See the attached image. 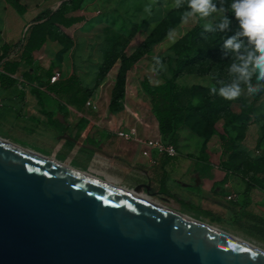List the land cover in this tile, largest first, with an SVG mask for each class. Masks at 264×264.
Listing matches in <instances>:
<instances>
[{
    "label": "crops",
    "instance_id": "obj_1",
    "mask_svg": "<svg viewBox=\"0 0 264 264\" xmlns=\"http://www.w3.org/2000/svg\"><path fill=\"white\" fill-rule=\"evenodd\" d=\"M17 1L15 7L0 0L1 139L24 141L31 150L118 187L148 185L160 204L237 237L264 230V186L240 169L225 168L222 152L173 143L175 157L154 150L142 155L145 139L162 137L143 80L138 88L135 81L128 82L127 72L122 109L117 112L108 109L111 88L100 101L103 83L85 97V88L95 86L97 73V67L87 70L86 53L80 52L79 30L90 14L87 5L68 6L64 17L74 23L53 24L43 44L26 51L30 28L44 20L38 16L55 11L64 0ZM130 127H135V140L116 136L119 129Z\"/></svg>",
    "mask_w": 264,
    "mask_h": 264
},
{
    "label": "water",
    "instance_id": "obj_2",
    "mask_svg": "<svg viewBox=\"0 0 264 264\" xmlns=\"http://www.w3.org/2000/svg\"><path fill=\"white\" fill-rule=\"evenodd\" d=\"M0 138V264H264L189 216Z\"/></svg>",
    "mask_w": 264,
    "mask_h": 264
},
{
    "label": "rangeland",
    "instance_id": "obj_3",
    "mask_svg": "<svg viewBox=\"0 0 264 264\" xmlns=\"http://www.w3.org/2000/svg\"><path fill=\"white\" fill-rule=\"evenodd\" d=\"M184 1L187 2V0H181V2ZM83 3L90 11L87 23L79 30L82 36L80 52L86 53L89 62L87 70L89 69L90 72L91 69L98 68L105 53L116 55L121 51L126 54L140 51L141 57L133 64L129 70L130 73L128 72L130 74L128 82L135 81L138 88H141V80L156 85L171 76L178 47L186 45V35L194 27L204 28L205 23L213 24L226 15L230 21L228 27L238 26V21L230 10L222 14L213 13L207 20H200L198 16H189L187 22H184L182 16L188 9H176L174 0H84ZM213 3L218 8L221 6V0H213ZM230 3L231 0H224L223 6L228 8ZM146 5H151L150 15L145 11ZM150 34L155 41L149 45L148 50H145L141 44ZM202 45L206 50L214 48L212 51L218 52V55L211 53V58L214 60L211 69L206 70L209 68L206 66V61L203 66L185 68L183 74L176 79L177 84L180 86L207 85L212 81L216 84H221L222 81L228 82L227 84L232 83L238 76L229 72L231 63L235 62L233 61L234 53L231 50H228V53L222 51V46H219L221 48L219 49L212 44ZM154 57L159 58V65ZM208 62L211 63L210 60ZM117 67L118 61L102 80L100 101L105 98L106 91L112 88ZM260 82L264 83V81H257L256 75L253 74L251 84L254 87L260 86ZM241 87L244 89V94L234 100L230 106L235 114L240 115V120L225 126L222 118L206 123L191 113L185 122L179 125L176 143L178 146L197 149L200 152L210 150L222 152V157L226 161L230 160V154L224 153L223 143L230 141L232 149L236 151L233 159L241 161L240 169L244 171L245 177L256 182L264 171V161L258 159L256 153L264 145V89L259 87L256 93L249 94L247 85L241 82ZM144 94L149 100L148 95L145 92ZM201 99V96H197L193 103L200 102ZM11 143L29 149L24 141ZM37 153L40 154V152ZM262 185L264 186V183ZM242 234L244 240L264 251V230L255 229Z\"/></svg>",
    "mask_w": 264,
    "mask_h": 264
},
{
    "label": "trees",
    "instance_id": "obj_4",
    "mask_svg": "<svg viewBox=\"0 0 264 264\" xmlns=\"http://www.w3.org/2000/svg\"><path fill=\"white\" fill-rule=\"evenodd\" d=\"M6 1L15 7H18L17 0ZM83 1L84 0H64L55 11H46L40 14L37 20H44L32 25L24 49L26 51H32L40 47L43 44L46 35L50 33V28L53 24H62L65 27L72 25L75 20L64 17L66 9L68 6L71 8H77ZM175 8L177 9V7ZM181 8L188 9L187 2H181L180 0V6L178 9ZM224 17L219 18L218 21L212 24L215 31H205L204 28L196 26L187 33L186 45H179L176 53L177 58L175 60V66L170 77L165 78L161 83L156 85H151L144 80L141 83L143 91L149 97L151 111L158 121L160 135L163 139L174 144L176 143V133L179 125L181 122H185L191 113L206 123L217 118H222L225 126L240 120V115L235 114L230 108L234 100H226L219 95L209 94V89L212 86L215 85L220 87L228 82L222 81L221 84H216L212 81L207 85L191 84L189 86H180L176 82V79L183 74L185 68L203 66L206 61V66L209 67L206 68V70L209 71V69H211V66L214 63V60L211 58V53H217L218 55V52L217 50L212 51L214 48L206 50L205 46L202 44H212L216 45L218 48L219 46H222L223 48L219 49L227 53L229 52L228 50L230 49L224 48V41L239 31V25L236 27H228L226 30H220L218 24ZM152 38L153 35L150 34L142 42L141 46L144 47L145 50H148L149 45L155 41ZM237 39L240 40L241 38L238 37ZM243 39L244 43L247 45V39ZM183 51H185L184 54ZM241 52L243 53V50H241ZM141 55L142 53L140 51H133L128 54L121 51L117 52L116 55L105 53L100 66L97 68L95 86L92 88H85V97H89L92 94L95 87L102 82L105 75L113 67L115 62L118 61L117 72L110 92L108 109L111 112L121 110L127 72L132 68L133 64L139 60ZM209 60L211 63L208 62ZM233 61L238 62L235 60L234 54ZM260 88L264 89L263 82H260ZM197 96H201V101L193 103V100ZM210 97L212 98L210 99ZM223 147L224 153L230 154V160H226L223 163L224 167L232 170H239L241 168V161L233 159L236 151L232 149L231 142L227 141L223 143ZM257 151L258 159L264 161V145ZM241 172L244 174L243 170H241ZM255 183L260 185L264 183V171L261 172V177L258 178Z\"/></svg>",
    "mask_w": 264,
    "mask_h": 264
},
{
    "label": "clouds",
    "instance_id": "obj_5",
    "mask_svg": "<svg viewBox=\"0 0 264 264\" xmlns=\"http://www.w3.org/2000/svg\"><path fill=\"white\" fill-rule=\"evenodd\" d=\"M218 8L213 0H187L188 10L182 16V21L187 22L189 16H198L200 20H207L213 13L222 14L231 11L238 21L239 31L224 41V48L230 49L238 62L231 63L230 73L238 74L237 78L230 84H223L220 87L212 86L209 89L210 95H219L226 100H236L244 89L241 82L247 85V92L254 94L259 90V85L253 86L251 78L256 75L257 81H264V0H231L230 6ZM174 6H180V0H174ZM145 11L151 14V5L145 6ZM230 21L225 16L218 24L220 30L228 27ZM205 31H215L211 22L203 25ZM241 39L238 40L237 38ZM247 39V45L244 39ZM243 50V53L241 52ZM159 65L160 60L154 57Z\"/></svg>",
    "mask_w": 264,
    "mask_h": 264
},
{
    "label": "built area",
    "instance_id": "obj_6",
    "mask_svg": "<svg viewBox=\"0 0 264 264\" xmlns=\"http://www.w3.org/2000/svg\"><path fill=\"white\" fill-rule=\"evenodd\" d=\"M56 79V76H52L50 81L53 82ZM89 105L90 102H87ZM116 136L123 141H132L136 139V130L135 127H130L126 130L119 129L116 132ZM146 148L142 151L143 156H149V151L154 150L157 154H163L168 157H175L178 154L176 146L160 136L151 137L144 140ZM258 153V151H256ZM231 196H227L230 198Z\"/></svg>",
    "mask_w": 264,
    "mask_h": 264
},
{
    "label": "bare ground",
    "instance_id": "obj_7",
    "mask_svg": "<svg viewBox=\"0 0 264 264\" xmlns=\"http://www.w3.org/2000/svg\"><path fill=\"white\" fill-rule=\"evenodd\" d=\"M120 188H122V187H120ZM122 189H125V190H127V191H130V192L134 193L133 190H129V189H126V188H122ZM135 194H137V195H139V196H141V197H143V198H145V199H147V200H150V201H153V202L159 203L157 200H155L154 198H152V197L146 195V194H145L144 192H142V191H138V192H136ZM159 204H160V203H159ZM161 205H162V204H161ZM163 206H164V205H163ZM165 207H166V206H165ZM183 215H184V214H183ZM193 219H194V218H193ZM195 220H196V219H195ZM198 221H200V220H198ZM200 222H202V223H204V224H207V225H209V226H211V227H213V228H215V229H217V230H220V231H222V232H224V233H226V234H228V235L233 236L232 234H230V233H228V232L222 230L220 227H217V226H215V225H211L210 223H207V222H205V221H200ZM233 237H235V236H233ZM235 238H237V237H235ZM238 239H240V238H238ZM240 240H242V241H244V242H246V243H248V244H250V245L256 247L255 245H253L252 243H250V242H248V241H246V240H244V239H240ZM256 248H258V247H256ZM258 249H260V248H258ZM260 250H262V249H260ZM262 251H263V250H262ZM263 252H264V251H263Z\"/></svg>",
    "mask_w": 264,
    "mask_h": 264
}]
</instances>
